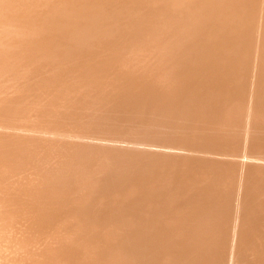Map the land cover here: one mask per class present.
<instances>
[{"label":"bare ground","instance_id":"1","mask_svg":"<svg viewBox=\"0 0 264 264\" xmlns=\"http://www.w3.org/2000/svg\"><path fill=\"white\" fill-rule=\"evenodd\" d=\"M0 264H264V0H0Z\"/></svg>","mask_w":264,"mask_h":264},{"label":"rangeland","instance_id":"2","mask_svg":"<svg viewBox=\"0 0 264 264\" xmlns=\"http://www.w3.org/2000/svg\"><path fill=\"white\" fill-rule=\"evenodd\" d=\"M165 149V150H164ZM174 150H170L169 149V151H168V148H162V150L163 151H168V152H175V153H177L178 152V154H183V155H187V156H189V157H192V158H196V156H202L201 154L202 153H200V152H194L193 153V151H189V150H176L175 148H173ZM161 150V151H162ZM194 154H196V156L194 155ZM223 157V158H222ZM205 158H207V159H211V160H214V162L216 161V162H218V163H223V162H225L226 160H229V157H227L226 155H224V154H211V155H208V156H206Z\"/></svg>","mask_w":264,"mask_h":264}]
</instances>
